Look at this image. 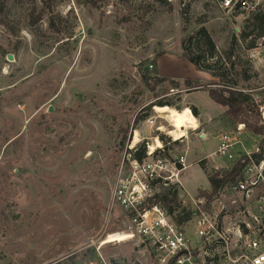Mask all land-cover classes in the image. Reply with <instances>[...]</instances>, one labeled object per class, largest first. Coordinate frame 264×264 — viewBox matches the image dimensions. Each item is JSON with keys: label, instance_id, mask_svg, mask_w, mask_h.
I'll return each instance as SVG.
<instances>
[{"label": "rangeland", "instance_id": "obj_1", "mask_svg": "<svg viewBox=\"0 0 264 264\" xmlns=\"http://www.w3.org/2000/svg\"><path fill=\"white\" fill-rule=\"evenodd\" d=\"M33 5L41 7L9 0L0 15V264H98L100 257L107 264H154L136 237L99 246L108 235L129 233L126 217L111 205L124 150L154 145L156 136L171 141L164 133L179 138L193 105L209 118L207 139L190 132L173 155H185L190 165L181 177L188 195L208 189L207 173L231 165L211 156L223 108L207 91L221 87L184 58V42L204 27L229 71L225 81L236 82L256 108V97L264 101V36L246 49L253 37L242 41L240 34L251 15H226L209 0H68L54 13L67 20L55 25L73 30L70 38L49 31L46 18L31 25ZM192 45L196 53V45L206 50L196 38ZM230 49L232 67L225 61ZM214 62L208 57L201 66ZM196 75L200 90L187 92L183 81ZM242 111L238 118L253 125L254 115ZM223 121L224 130L233 128ZM208 156L204 166L197 163Z\"/></svg>", "mask_w": 264, "mask_h": 264}, {"label": "built area", "instance_id": "obj_2", "mask_svg": "<svg viewBox=\"0 0 264 264\" xmlns=\"http://www.w3.org/2000/svg\"><path fill=\"white\" fill-rule=\"evenodd\" d=\"M209 2L229 16L264 9V0ZM254 104L264 126V101L256 97ZM147 123L155 127L152 118ZM155 130L161 132V128ZM182 130L179 138L164 134L171 143L180 144L188 135L185 127ZM244 132L238 124L219 135L211 156L230 161L227 171L239 165L240 175L210 199L188 195L181 182L182 173L190 167L185 155L165 150L157 136L156 144L145 143L140 160L134 156V143L126 147L116 169L111 205L118 206L128 221L126 236L136 237L154 264H264V135L253 134L252 146L247 148L241 140ZM164 190L176 194L178 209L173 206L170 212L157 201ZM98 264L107 263L100 257Z\"/></svg>", "mask_w": 264, "mask_h": 264}, {"label": "trees", "instance_id": "obj_3", "mask_svg": "<svg viewBox=\"0 0 264 264\" xmlns=\"http://www.w3.org/2000/svg\"><path fill=\"white\" fill-rule=\"evenodd\" d=\"M9 0H0V15H2L7 7V2ZM17 1V0H11ZM34 2L38 1L41 4V7L38 8L36 5H33L30 11V23L31 25H36L42 19L46 18L48 20V30L54 32L56 34H62V32L68 35V38L72 37L73 30L70 32L63 31V28H60L55 25V20L59 23H66V19L62 17L60 14H55V9L59 3H65L68 0H33ZM207 20L206 15L201 17L197 21V25H203ZM1 22V21H0ZM58 23V24H59ZM264 36V9L256 14H252L250 18L246 21L245 26L243 28L242 33L240 34V38L242 41L253 37L249 43L246 45V49H253L255 48V40L259 39L260 37ZM200 40L201 45L204 46L206 49L203 51L199 46L196 45L197 53L191 49L192 41L194 39ZM194 52V53H193ZM183 56L184 58L197 70H202L211 77L218 80V85L221 87L220 91H207L208 97L211 99L213 103L218 106H221L225 109L224 116L227 118L229 122L234 125L242 124L245 127V130L255 134V135H264V126L258 125L257 120L260 119L257 109L252 106V100L249 95L242 93L236 90V82L225 81V78L229 75V71L225 68V65L222 62L221 57L216 56L215 47L211 38L204 27H200L196 33L195 37H189L183 46ZM215 58V62L213 64L206 66H201L203 61L207 62V58ZM205 58V59H204ZM233 49L228 50V53L225 54V61L230 63L231 67L233 66ZM157 73L155 69V74ZM243 81L248 80V76H246V72H242ZM156 83H168L172 89L178 90L180 89L181 85L179 82L172 80V79H156ZM182 87L187 90V92L197 91L199 89V85L197 82L191 79H185L182 83ZM158 107H169L173 108L174 104L171 102H163L158 101L156 104ZM242 107V108H241ZM241 109L244 112H249L250 114L254 115V123L251 126L245 125L239 118V113ZM255 110V111H254ZM192 115L197 116L198 113L194 107L190 108ZM242 111V112H243ZM143 120L142 116L136 117L135 122L138 123L139 121ZM247 127V128H246ZM159 141L162 142L164 145L165 150H173L174 147H178L179 144L177 142L171 143L166 137L159 136ZM169 143V144H168ZM146 148L145 144L140 145L134 156L136 159L140 160L144 157ZM204 166V162L201 163ZM240 175V168L239 165H235L232 170L227 171L225 169H213L209 173H207V179L209 183V190L199 192V197H207L208 199L214 195L216 190L220 187L229 185L234 183ZM160 198L157 200L159 201L162 206L166 207L170 212H172L173 206L175 209H178L179 205L176 202V194L164 190L160 194Z\"/></svg>", "mask_w": 264, "mask_h": 264}, {"label": "crops", "instance_id": "obj_4", "mask_svg": "<svg viewBox=\"0 0 264 264\" xmlns=\"http://www.w3.org/2000/svg\"><path fill=\"white\" fill-rule=\"evenodd\" d=\"M157 70H158V68H157ZM159 72V75L160 74H162L161 73V71L159 70L158 71ZM199 74V73H198ZM199 75H196V77L195 78H186V79H191V80H203L202 79V77H198ZM215 104V103H214ZM216 105V104H215ZM218 106V105H217ZM192 107H194L195 109H196V111H197V113H198V115L197 116H194V115H192V117H193V119H194V127H190V125H188L187 126V128H185L186 129V131H187V133L189 134L190 132H193V133H195L194 135H195V140H197V141H201V142H204V141H206V139H207V136H206V128H207V125H208V122H209V118H205L204 119V116L202 117L201 116V112L197 109V107H195V106H193L192 105ZM221 107V106H220ZM165 109H172V108H167V107H164ZM223 108V107H222ZM186 109V108H185ZM189 110V109H188ZM224 112H225V109L223 108V110L221 111V114L219 115V121H220V124H221V127H222V130H221V132L218 134V137H219V135L222 133V132H224L225 130V123H224V121H223V116H224ZM223 115V116H222ZM197 126V127H196ZM235 126V125H234ZM234 126H233V128H234ZM196 128V129H195ZM233 128H231V129H233ZM188 137H189V135H187V139L186 140H188ZM252 138H253V133H251V132H249V131H247V132H244L243 134H242V136H241V140H242V142H244L243 144L247 147V148H250L251 146H252ZM217 141H218V138H217ZM209 157V156H208ZM203 158V157H202ZM210 158V157H209ZM208 158V159H209ZM200 159V158H199ZM198 159V160H199ZM198 160H197V163H198ZM205 162V161H204ZM202 163V162H201ZM228 167V166H227ZM215 168H218V169H223L224 167H215ZM214 168V169H215ZM226 168V167H225ZM226 170V169H225ZM182 182V181H181ZM183 184V183H182ZM184 186V185H183ZM205 190H209V188L208 189H204V190H198V192L196 193V195H198L199 194V192H203V191H205ZM195 195V196H196Z\"/></svg>", "mask_w": 264, "mask_h": 264}, {"label": "bare ground", "instance_id": "obj_5", "mask_svg": "<svg viewBox=\"0 0 264 264\" xmlns=\"http://www.w3.org/2000/svg\"><path fill=\"white\" fill-rule=\"evenodd\" d=\"M186 112L188 113L186 118H184L182 120V124L183 127L187 128L188 125H190V127H194V119L191 115V112L187 109ZM197 127V126H196ZM196 129V128H195ZM180 136L179 137H183V132L180 130L179 131ZM128 237L123 235L122 233L119 234H112V235H108L99 245L100 247H103L105 245L108 244H112V243H121L122 241H124L125 239H127Z\"/></svg>", "mask_w": 264, "mask_h": 264}, {"label": "water", "instance_id": "obj_6", "mask_svg": "<svg viewBox=\"0 0 264 264\" xmlns=\"http://www.w3.org/2000/svg\"><path fill=\"white\" fill-rule=\"evenodd\" d=\"M11 58H12V57H11L10 55H9V56H7V59H8V60H12Z\"/></svg>", "mask_w": 264, "mask_h": 264}]
</instances>
